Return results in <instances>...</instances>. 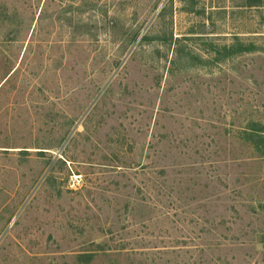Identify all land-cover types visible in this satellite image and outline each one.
I'll return each instance as SVG.
<instances>
[{
    "label": "rangeland",
    "instance_id": "obj_1",
    "mask_svg": "<svg viewBox=\"0 0 264 264\" xmlns=\"http://www.w3.org/2000/svg\"><path fill=\"white\" fill-rule=\"evenodd\" d=\"M264 0H0V264H264Z\"/></svg>",
    "mask_w": 264,
    "mask_h": 264
},
{
    "label": "trees",
    "instance_id": "obj_2",
    "mask_svg": "<svg viewBox=\"0 0 264 264\" xmlns=\"http://www.w3.org/2000/svg\"><path fill=\"white\" fill-rule=\"evenodd\" d=\"M253 132H251L249 135L250 136H257V137H263L264 138V136H262V134H259V133H256V134H252Z\"/></svg>",
    "mask_w": 264,
    "mask_h": 264
}]
</instances>
